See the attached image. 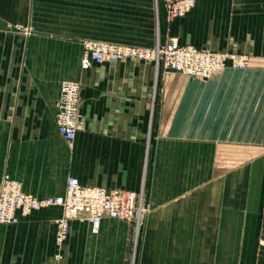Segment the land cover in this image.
Masks as SVG:
<instances>
[{"label":"crops","instance_id":"crops-1","mask_svg":"<svg viewBox=\"0 0 264 264\" xmlns=\"http://www.w3.org/2000/svg\"><path fill=\"white\" fill-rule=\"evenodd\" d=\"M83 2L0 0V180L36 197L63 194L71 177L143 188V232L104 218L92 234L76 219L57 246L62 210L43 209L0 224V264H264V0H196L172 22L159 0L163 38L248 56L208 80L137 60L81 71L65 20L86 18L71 5ZM64 81L81 87L71 145L55 124Z\"/></svg>","mask_w":264,"mask_h":264},{"label":"built area","instance_id":"built-area-1","mask_svg":"<svg viewBox=\"0 0 264 264\" xmlns=\"http://www.w3.org/2000/svg\"><path fill=\"white\" fill-rule=\"evenodd\" d=\"M196 0H168L166 11L169 18H181L194 6ZM16 32L26 37L30 29L16 26ZM120 60L150 62L162 74L177 72L183 75L208 80L226 69H246L249 58L246 55L228 52H214L184 45L176 37L157 40L150 48L124 46L98 41H86L82 45L80 70L87 71L93 65H102ZM80 83L64 81L60 84L55 101V124L61 137L71 145L81 129L84 115L81 110ZM139 191L105 189L83 186L77 178L66 181L63 194L59 196L36 197L23 190V184L9 176L0 180V224L12 225L33 212L60 208L62 215L55 220V242L61 246L69 232L70 222L80 219L90 223L92 234H98L104 218L129 223L139 229L143 209L142 194Z\"/></svg>","mask_w":264,"mask_h":264},{"label":"rangeland","instance_id":"rangeland-1","mask_svg":"<svg viewBox=\"0 0 264 264\" xmlns=\"http://www.w3.org/2000/svg\"><path fill=\"white\" fill-rule=\"evenodd\" d=\"M162 1L165 8L166 21L172 22L180 19L169 18L165 5L168 0ZM71 5L82 9V14L86 15V18L65 20V22H70L72 25L73 34L71 39L80 40L81 51L82 45L86 41L150 48L157 40H165L170 37H162L159 0H87V2L72 3ZM17 25L30 29V35L34 32L31 24L26 26ZM149 42L150 45H145ZM139 191L143 192L142 206L144 210L140 216L139 229L132 225L133 233L136 236L141 235L143 232L145 213L148 211V207L145 204L144 189L142 188Z\"/></svg>","mask_w":264,"mask_h":264}]
</instances>
